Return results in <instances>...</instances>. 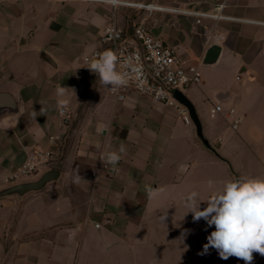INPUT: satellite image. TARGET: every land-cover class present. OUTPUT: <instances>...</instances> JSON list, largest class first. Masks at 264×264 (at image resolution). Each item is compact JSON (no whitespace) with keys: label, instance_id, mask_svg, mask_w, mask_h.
<instances>
[{"label":"crops","instance_id":"crops-1","mask_svg":"<svg viewBox=\"0 0 264 264\" xmlns=\"http://www.w3.org/2000/svg\"><path fill=\"white\" fill-rule=\"evenodd\" d=\"M57 1L0 0V92L12 93L20 107L18 120L0 122V152L11 153L13 145L25 157L52 150L65 160L62 181L68 180L64 201L56 200L55 192L46 193L41 198L44 206L36 211L30 212L25 200L0 199V242L19 241L15 249L0 243L2 263L45 264L43 252L30 249L22 240L32 222L34 229L68 224L67 256H72V264H79L90 246L103 252V257L121 255L120 245H126L132 264H245L236 257L223 260L211 248L206 253L202 247L195 252L186 247L189 220L183 197L197 189L200 199L207 200L213 191L209 180L218 189L239 177L264 178V0H129L221 11L238 18L197 22L195 16L181 12H149L152 32L185 59L211 69L225 64L226 74L241 84L235 87L223 76L212 89L200 82L186 91L218 154L202 145L193 124L184 122L175 107L135 90L117 102L96 79L83 95L74 93L73 74L82 56L98 47L112 6L96 0H69L61 5ZM107 6L109 16L102 9ZM119 9L117 19L124 26ZM30 32L37 34L35 42L27 38ZM216 33L223 36L220 57L213 66L202 65L206 50L216 43ZM14 38L19 42L14 43ZM34 47L40 59L36 73L6 57L17 48ZM46 48L51 50L48 54ZM60 86L67 87L63 95L57 94ZM217 104L222 111L212 116ZM63 106L73 116L66 126L59 116ZM231 108L236 110L233 116ZM237 117L240 123L233 129L231 122ZM51 135L59 136L57 144L50 143ZM121 144L125 153L115 164L107 162L105 154L118 151ZM77 173L82 177L79 183ZM150 188L162 192L150 199ZM166 211L163 224L159 217ZM198 224V231L206 230L203 219ZM63 237L58 233V239ZM253 255L252 264H264V256Z\"/></svg>","mask_w":264,"mask_h":264},{"label":"built area","instance_id":"built-area-1","mask_svg":"<svg viewBox=\"0 0 264 264\" xmlns=\"http://www.w3.org/2000/svg\"><path fill=\"white\" fill-rule=\"evenodd\" d=\"M108 3L112 6V15L100 31L98 47L84 54L79 66L73 74L71 87L76 94L83 95L92 83L98 79L88 68L90 61L94 60L99 53L106 50L116 54L118 63L117 69L125 73L126 83L117 89L108 92L117 102L124 101L130 90H135L143 96L151 98L166 106L175 107L182 116L184 122L191 123L188 112L174 98V91L181 90L186 93L187 89L201 82V72L198 64L185 59L179 50L166 43L162 38L156 36L149 25L144 22H133L131 26L120 25L117 19V8L135 7L154 10L181 12L186 15L195 16L197 22L204 18L214 20H237L238 18L227 16L222 12H200L188 9H177L157 6L153 3L133 2L129 0H96ZM223 5H221V10ZM216 43L221 45L223 36L214 35ZM222 111L220 104L214 105L211 115ZM230 115L236 113L235 108L229 110ZM59 116L63 125H69L72 121V111L68 106L59 109ZM233 129L240 123V118H234L231 122ZM49 141L55 145L59 141V136L51 135ZM59 155H55L52 150L37 151L27 157L25 162L14 174V178L33 176L42 166H56ZM12 179V180H15ZM97 227L100 224H96Z\"/></svg>","mask_w":264,"mask_h":264},{"label":"clouds","instance_id":"clouds-1","mask_svg":"<svg viewBox=\"0 0 264 264\" xmlns=\"http://www.w3.org/2000/svg\"><path fill=\"white\" fill-rule=\"evenodd\" d=\"M117 63L116 54L106 50L90 61L87 68L103 86L116 91L126 83L125 73L117 69ZM66 91L67 87L57 88L58 95ZM125 151L121 144L118 151L106 153L107 162L115 164ZM81 179L77 173L75 182L79 183ZM208 187L213 191L207 200H201L195 190L183 197V207L187 209L185 215L191 213L194 222L203 219L208 227H214L207 236L204 252L212 248L223 260L236 257L245 264H252L254 253L264 256V178L239 177L225 181L218 189L209 180ZM161 192L162 189L150 188L149 198L154 199ZM202 203L206 204L203 208ZM167 216L166 211L159 217L160 222L166 224Z\"/></svg>","mask_w":264,"mask_h":264},{"label":"rangeland","instance_id":"rangeland-1","mask_svg":"<svg viewBox=\"0 0 264 264\" xmlns=\"http://www.w3.org/2000/svg\"><path fill=\"white\" fill-rule=\"evenodd\" d=\"M67 2H69V0H58L57 4L61 5ZM61 8L63 9L64 6H61ZM102 9L103 11L106 10L107 15L109 16L111 11L110 6H107L106 8L104 7ZM119 11L122 13V23L124 24L125 27L131 26L133 22L144 21L148 24L150 11L147 9H138L135 7H121L118 10V12ZM221 28L222 26L218 30H221ZM205 29L208 31L209 26L205 27ZM27 38L29 41L35 42L37 39V34L35 32H30L27 34ZM18 40L19 38L18 39L14 38V43L19 42ZM49 51L51 50L46 48L45 54H48ZM37 52L38 49H36L35 47L29 49L17 48L12 53H7L6 57L8 60L11 58L14 62L15 61L19 62V64L22 65L21 67L22 69L31 70L34 71V73H36L39 71L38 65L40 61V59H38L37 57ZM4 56L5 54L3 53V57ZM198 67L201 72V78H202L201 84H203V86L207 88L212 89L221 81L223 76H225L228 81H231L233 83L232 85H234L235 87L241 85L239 82H234L233 78L229 74H226L227 69L225 64L219 65L215 69L204 67L199 64ZM44 68L47 69V65H45ZM12 72L13 74L17 72L16 66L14 67V70ZM29 74L33 75L31 72H29ZM92 87H94V83H92V85H90L89 88ZM19 118L20 116L18 115L17 117L10 118V120H18ZM13 147H14V149H12L13 151L9 154L0 152V184H5L12 181V179H15L14 174L17 172L19 167L25 162L27 157L31 155V153H27L25 157L17 147H15L14 145ZM65 165L66 162L64 159H59L58 161H56V166L58 167L64 168ZM67 184H68V180L66 179V181H62L60 184H54L49 186L44 191V193L32 194L26 197L24 200L28 205V209L30 210V212L36 211L38 207L44 206L42 205L44 204V202H42L43 200L41 198L42 196H45L44 194L49 192H55L54 197L56 200L64 201V197L68 196V192H67V188H64L63 186H66ZM60 185L62 186L60 187ZM192 191H194V189ZM195 191H198L199 194L201 192V190H197V189H195ZM187 217L189 220L188 223L189 233L187 235V239H184V243H186V247L189 248V250L192 252L198 251L200 247H202L204 251L203 246L207 243V236L214 230V228L208 227V225H204L206 230L200 232L198 230L200 229L201 226L198 224V222L193 221L192 214L191 213L187 214ZM34 228L36 227L32 225V222H30L29 231L25 236L22 237V240L23 242L29 243L30 249H35V250L39 249L41 252H43L44 255L43 259L45 260V264H72V256H67L68 253L67 234L69 233V226L67 223H61L58 225L43 227L42 229H34ZM58 233L65 234V237H63L62 239H58ZM18 242L9 240V241H2L0 243L4 244L6 246L5 248L12 246L13 249H15V245ZM118 247L122 251L121 255L116 256L115 254H106L105 256L102 257L103 252H100L97 248L95 249L94 246L93 247L90 246V248L86 252H84V254H82L79 264H103L104 262L105 264H132L133 257L131 254L130 255L127 254L126 245H120ZM211 250L213 249L211 248ZM214 252L218 253L215 249ZM8 261H12V260L10 259ZM9 263L10 262H7V264ZM0 264H4V262L2 263L1 258H0Z\"/></svg>","mask_w":264,"mask_h":264},{"label":"water","instance_id":"water-1","mask_svg":"<svg viewBox=\"0 0 264 264\" xmlns=\"http://www.w3.org/2000/svg\"><path fill=\"white\" fill-rule=\"evenodd\" d=\"M221 52L222 46L220 44L214 43L209 46L203 56L202 65H215ZM174 98L187 110L191 123L195 128V134L202 145L218 154L216 148L204 134L202 121L192 100L185 92L178 89L174 91ZM19 113L20 107L16 97L10 92H0V122L7 118L17 117ZM64 173V169L58 166H42L33 176L21 177L8 183L0 184V199L13 198L22 202L29 195L41 193L51 185L60 184Z\"/></svg>","mask_w":264,"mask_h":264}]
</instances>
